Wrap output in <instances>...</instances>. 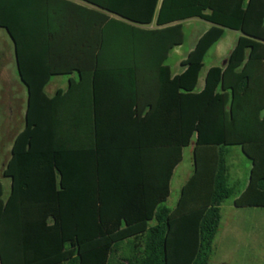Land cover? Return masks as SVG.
<instances>
[{
  "label": "trees",
  "instance_id": "obj_1",
  "mask_svg": "<svg viewBox=\"0 0 264 264\" xmlns=\"http://www.w3.org/2000/svg\"><path fill=\"white\" fill-rule=\"evenodd\" d=\"M192 17L209 26L172 74ZM0 28L26 93L1 169L0 264H207L234 192L229 146L249 161L233 205L264 207V0H0ZM223 29L239 35L196 90ZM57 75L66 84L47 96Z\"/></svg>",
  "mask_w": 264,
  "mask_h": 264
},
{
  "label": "rangeland",
  "instance_id": "obj_2",
  "mask_svg": "<svg viewBox=\"0 0 264 264\" xmlns=\"http://www.w3.org/2000/svg\"><path fill=\"white\" fill-rule=\"evenodd\" d=\"M207 22L192 17L181 21L183 41L173 47L165 60L171 73L180 70L179 59L183 58L190 50L199 36L206 28ZM237 33L233 30L223 29L221 41L217 47L223 48ZM214 46H211L203 56L202 67L198 73L197 85L203 80L205 69L210 64L221 65L225 57H213ZM10 39L5 31L0 28V146L4 144L1 138L2 130L13 134L14 130L21 127L22 118L20 110L25 105L23 86L19 82L14 69ZM66 77L63 75L52 76L43 88L44 93L50 96L55 88H63ZM2 113V114H1ZM229 153H234L235 158L227 157L230 172L234 168L237 176L228 178V185L234 190V195L243 187V168L248 162L243 157L237 146H229ZM1 160V159H0ZM192 169L191 143L182 149L181 160L174 167L170 181L169 193L164 202L167 207H173L179 192V187L188 177ZM233 174V172H232ZM235 174V173H234ZM239 174V175H238ZM229 175V172H228ZM240 176V177H238ZM238 177V179H237ZM241 178V180H240ZM3 184L2 194L7 191L8 179L1 175ZM233 195L224 199L220 204V220L218 230L212 239V252L207 264H264V207H234Z\"/></svg>",
  "mask_w": 264,
  "mask_h": 264
},
{
  "label": "crops",
  "instance_id": "obj_3",
  "mask_svg": "<svg viewBox=\"0 0 264 264\" xmlns=\"http://www.w3.org/2000/svg\"><path fill=\"white\" fill-rule=\"evenodd\" d=\"M209 26V23H208V25L206 26V28ZM205 28V29H206ZM204 29V30H205ZM203 30V31H204ZM202 31V32H203ZM234 31V30H233ZM201 32V33H202ZM237 32V31H236ZM200 33V34H201ZM199 34V35H200ZM222 35H223V33H222ZM238 35H239V32H237V33H234V36H233V38H232V40L230 41V42H227V44H226V46L225 47H223V48H220L219 49V47H217L218 46V44L220 43V41H221V37L212 45V46H214V51H213V53H212V55H213V57H217V56H225L223 59H222V64L221 65H219V67H222L223 65H224V62H225V59H226V56H227V54H228V52L230 51V49L232 48V46L234 45V43H235V41H236V39H237V37H238ZM197 39V38H196ZM10 44H11V51H12V59H13V65H12V68L14 69V71H15V74H16V66H15V62H14V55H13V46H12V43H11V41H10ZM182 58H180L179 59V61L181 60ZM210 66H218V65H214V64H210L209 66H207L206 67V69L208 68V67H210ZM206 69H205V71H206ZM263 69H264V62H263ZM180 70H178L177 72H179ZM176 72V73H177ZM205 73V72H204ZM172 74H174V73H172ZM16 76H17V74H16ZM204 76V75H203ZM17 78H18V76H17ZM18 80H19V78H18ZM19 82H20V80H19ZM21 83V82H20ZM22 84V83H21ZM202 84H203V80H202V83L200 84V85H197V82H196V90H199L201 87H202ZM22 86H23V84H22ZM23 89H24V91H23V95H24V100H25V95H26V93H25V88H24V86H23ZM55 89H57V88H55ZM55 89H54V91H55ZM53 91V92H54ZM53 94V93H52ZM51 94V95H52ZM24 107H25V105H24ZM20 112H21V118H22V123H21V127L20 128H18L17 130H14V132H13V134H10V135H8L9 133L8 132H4L5 130H2V132H1V135H2V139L4 140V144L2 145L1 144V146H0V162H1V169L3 168V166H4V164H5V162H6V160L8 159V156H9V149H10V146H11V142H12V140H13V138H14V136L20 131V129L22 128V126H23V114H24V108H23V110H20ZM2 114V113H1ZM239 149V148H238ZM239 152H240V154L243 156V157H245L242 153H241V151H240V149H239ZM230 155V156H229ZM230 157V159L232 158V159H234L235 158V154L234 153H229V149H227V151H226V155H225V161H226V166H227V183H228V178H229V176L230 177H232V175H234V176H237V170H235L234 168L232 169L233 171H231L230 172V168H228V165H227V157ZM245 159H246V157H245ZM247 160V159H246ZM180 162V161H179ZM247 162H248V166H246V167H244L243 168V172H242V175H244V178H242V181H243V187L241 188V190L237 193V195L245 188V186H246V183H247V179H248V170H249V161L247 160ZM175 167V166H174ZM174 169V168H173ZM172 172H173V170H172ZM228 172H229V175H228ZM232 172H233V174H232ZM237 172V173H236ZM235 173V174H234ZM172 175V174H171ZM189 175H190V173H189ZM188 175V176H189ZM239 175V174H238ZM238 177H240V176H238ZM238 177H237V179H238ZM170 178H171V176H170ZM186 180V179H185ZM184 180V181H185ZM240 180H241V178H240ZM169 181H170V179H169ZM183 181V182H184ZM0 184H1V187H2V190H3V184L0 182ZM182 185V184H181ZM180 188V187H179ZM8 189H9V181H8V183H7V191L5 192V194L3 195V197H5L6 196V194H7V192H8ZM234 191V190H233ZM3 193V192H2ZM168 193H169V183H168ZM237 195H234V192H233V198H232V203H233V199L237 196ZM167 198V197H166ZM166 200V199H165ZM165 202V201H164ZM175 204V203H174ZM174 206V205H173ZM234 206V205H233ZM234 207H236V206H234ZM243 207H258V206H243ZM170 208V207H169ZM172 208V207H171ZM220 208V207H219ZM238 208V207H237ZM120 252V251H119Z\"/></svg>",
  "mask_w": 264,
  "mask_h": 264
},
{
  "label": "water",
  "instance_id": "obj_4",
  "mask_svg": "<svg viewBox=\"0 0 264 264\" xmlns=\"http://www.w3.org/2000/svg\"><path fill=\"white\" fill-rule=\"evenodd\" d=\"M10 39V38H9ZM11 41V40H10ZM11 43H12V41H11ZM19 78V77H18Z\"/></svg>",
  "mask_w": 264,
  "mask_h": 264
}]
</instances>
